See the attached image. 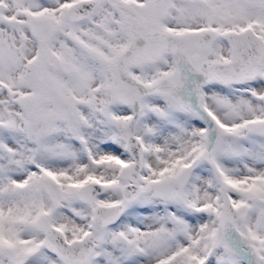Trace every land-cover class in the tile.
I'll list each match as a JSON object with an SVG mask.
<instances>
[{
	"label": "snow or ice",
	"instance_id": "obj_1",
	"mask_svg": "<svg viewBox=\"0 0 264 264\" xmlns=\"http://www.w3.org/2000/svg\"><path fill=\"white\" fill-rule=\"evenodd\" d=\"M0 264H264V0H0Z\"/></svg>",
	"mask_w": 264,
	"mask_h": 264
}]
</instances>
